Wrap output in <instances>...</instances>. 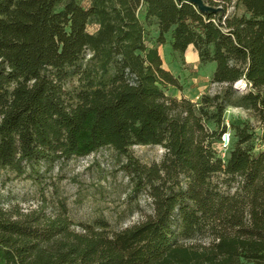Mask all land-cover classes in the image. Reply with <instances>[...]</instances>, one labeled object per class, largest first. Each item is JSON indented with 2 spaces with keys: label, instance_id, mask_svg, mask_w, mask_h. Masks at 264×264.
<instances>
[{
  "label": "trees",
  "instance_id": "obj_1",
  "mask_svg": "<svg viewBox=\"0 0 264 264\" xmlns=\"http://www.w3.org/2000/svg\"><path fill=\"white\" fill-rule=\"evenodd\" d=\"M203 5L0 0V169L27 164L37 176L111 147L153 205L116 231L74 223L64 203L53 214L0 205V264H264V132L234 119L228 157L219 150L228 107L264 124V0ZM166 45L183 62L193 45L221 90L199 101L168 93L181 85ZM136 145L162 146L163 160L143 163Z\"/></svg>",
  "mask_w": 264,
  "mask_h": 264
},
{
  "label": "rangeland",
  "instance_id": "obj_2",
  "mask_svg": "<svg viewBox=\"0 0 264 264\" xmlns=\"http://www.w3.org/2000/svg\"><path fill=\"white\" fill-rule=\"evenodd\" d=\"M89 4L90 0H79ZM230 13L243 14V7H231ZM95 23L89 26L94 32ZM164 67L178 75L180 88H171L168 93L194 97L205 92L215 93L221 85L211 83V74L215 63L189 68L182 56L170 55V47L160 46ZM76 85V82H74ZM72 86L71 82L67 88ZM241 91H245L240 84ZM198 93V94H196ZM236 107H228L225 118L230 122L240 118L249 120L261 135L263 123L253 112ZM132 151L143 163H159L163 160L165 149L159 145H136ZM124 157L111 147H104L85 157H74L54 165L42 164L40 174L31 173L24 164L25 172L20 174L12 168L0 169V205L7 209H16L23 213L44 208L46 213L57 212L61 203L66 204L69 217L74 223H92L104 219L112 230H121L145 220L153 213L151 199L139 192H134L129 176L123 170ZM234 189H232L233 191ZM80 231V227L76 226ZM205 239L193 240L192 243H204ZM191 243V242H189Z\"/></svg>",
  "mask_w": 264,
  "mask_h": 264
},
{
  "label": "built area",
  "instance_id": "obj_3",
  "mask_svg": "<svg viewBox=\"0 0 264 264\" xmlns=\"http://www.w3.org/2000/svg\"><path fill=\"white\" fill-rule=\"evenodd\" d=\"M237 84L238 85L243 84L244 86H246V83H244L243 81H240ZM214 85H217V84H214ZM201 96L202 94L196 96L194 100L199 101ZM224 125L226 126V129L222 134L219 150H220L221 157L223 159H226L228 157V154L232 146L233 133L231 130L230 120L228 118L225 119Z\"/></svg>",
  "mask_w": 264,
  "mask_h": 264
},
{
  "label": "crops",
  "instance_id": "obj_4",
  "mask_svg": "<svg viewBox=\"0 0 264 264\" xmlns=\"http://www.w3.org/2000/svg\"><path fill=\"white\" fill-rule=\"evenodd\" d=\"M184 57H185V62H186L187 66L189 68L195 69V68H198L199 66H202V64L200 63V58H199L198 52L196 51V49H195V47L193 45H190L188 47V49L186 50V53H185ZM169 70H171V69H169ZM176 76H178V75H176ZM210 76H212V74ZM196 94H198V93H196ZM173 95L174 96H177L178 98H181V97L184 96V97H187V98H190V99H193L194 100V97L187 96L182 91H180L179 94L174 93ZM195 97H196V95H195ZM239 109L240 108H232V110H239Z\"/></svg>",
  "mask_w": 264,
  "mask_h": 264
},
{
  "label": "water",
  "instance_id": "obj_5",
  "mask_svg": "<svg viewBox=\"0 0 264 264\" xmlns=\"http://www.w3.org/2000/svg\"><path fill=\"white\" fill-rule=\"evenodd\" d=\"M191 1H194V2H196L197 4H199L200 7H204V5H203V0H191Z\"/></svg>",
  "mask_w": 264,
  "mask_h": 264
}]
</instances>
